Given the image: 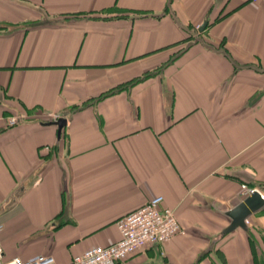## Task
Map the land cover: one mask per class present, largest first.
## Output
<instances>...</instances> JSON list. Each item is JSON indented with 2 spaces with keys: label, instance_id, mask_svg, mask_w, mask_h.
I'll use <instances>...</instances> for the list:
<instances>
[{
  "label": "crops",
  "instance_id": "crops-1",
  "mask_svg": "<svg viewBox=\"0 0 264 264\" xmlns=\"http://www.w3.org/2000/svg\"><path fill=\"white\" fill-rule=\"evenodd\" d=\"M243 185L264 191V0H0L1 264H71L159 195L183 233L122 264H264V206L223 233Z\"/></svg>",
  "mask_w": 264,
  "mask_h": 264
},
{
  "label": "built area",
  "instance_id": "built-area-1",
  "mask_svg": "<svg viewBox=\"0 0 264 264\" xmlns=\"http://www.w3.org/2000/svg\"><path fill=\"white\" fill-rule=\"evenodd\" d=\"M25 116L12 114L5 120L7 126L19 124ZM258 191L264 202V191L256 188L248 189L242 187V193L251 196V193ZM164 199L161 195L150 198L149 201L130 214H126L117 221L120 240L117 243L94 246L87 249L81 255L74 257L71 264H122L127 257L147 246V244L161 245L169 242L175 235L182 234L183 228L180 225L176 213L166 207H162ZM1 230V227H0ZM2 255V245H0V264ZM53 258L48 255L34 257L29 262H22L15 259L12 262L2 264H51Z\"/></svg>",
  "mask_w": 264,
  "mask_h": 264
},
{
  "label": "water",
  "instance_id": "water-1",
  "mask_svg": "<svg viewBox=\"0 0 264 264\" xmlns=\"http://www.w3.org/2000/svg\"><path fill=\"white\" fill-rule=\"evenodd\" d=\"M206 22H204L202 28L199 30L200 32L205 29ZM51 124H56L57 127V137L61 139V132L63 130V127L67 125L66 119L59 118L56 121L46 123L44 125L50 126ZM264 202L262 196L258 193V191H254L251 193V196H249L247 199L245 198L242 200L238 206H236L234 209L229 211L227 214L231 219V224L226 227L224 230V234L234 231L237 228H245L247 227V223L245 222L246 219L252 215V213H255L256 211H260L263 209Z\"/></svg>",
  "mask_w": 264,
  "mask_h": 264
}]
</instances>
